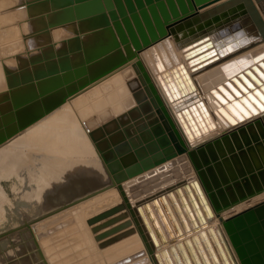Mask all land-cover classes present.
<instances>
[{"label":"bare ground","instance_id":"1","mask_svg":"<svg viewBox=\"0 0 264 264\" xmlns=\"http://www.w3.org/2000/svg\"><path fill=\"white\" fill-rule=\"evenodd\" d=\"M231 1L220 0L199 10L203 13L221 4L226 7L214 18L198 16L174 27L169 36L144 49L137 59L186 149L218 140L207 147L208 154L219 160L217 176L224 182L239 177L244 180L241 186L227 193V198H222L223 203L236 202L216 214L186 155L108 187L109 177L86 129L94 128L111 115L124 114L135 103V94L141 90L144 94L142 87L139 92L134 90L138 87L134 81L137 76L131 62L0 145V234L16 230L0 239V248H4L0 264H62L63 258L70 262L74 252H77L74 258L89 255L92 264H157L153 253L162 250L161 244H165V249L173 247L171 257L167 252L170 264H223L217 245L227 264H239L223 221L264 198V170L248 175L252 169L264 167V111L261 110L264 108V0H242L235 5ZM25 3L27 6L18 12L15 5ZM13 7L24 18L19 23L23 31L20 33L26 37L37 34L38 47L32 53L38 62L34 66L31 62L30 66L39 67L33 68V75L30 67L29 70L25 67L30 71L25 75L21 70L23 65L18 69L24 74L16 73L18 77L23 74V79L19 78L21 86L18 85L21 89L15 85L22 91L16 90L22 97L40 90L43 75L60 72L67 66L75 67L91 57L90 50L104 49L108 44L102 18L70 23L69 10H52L46 0H14ZM10 30L16 36L17 27ZM23 43L32 46L28 41V45L26 41ZM199 51L204 52L193 56ZM203 55L207 56L191 65ZM6 67L14 70L9 65ZM2 69L0 72H4ZM239 73L241 78L237 77ZM233 76L235 84L229 82L221 89V93L233 98L226 108L214 97L223 101L218 91L210 93V90ZM166 82L172 86L168 87ZM169 88L182 100L174 101ZM2 94L0 99L6 96ZM9 96L8 100L0 101L9 103ZM198 101L203 102L208 117L199 106L178 115L181 109ZM3 105L0 104L2 112ZM209 120L213 123L211 128ZM190 123L197 134L192 132ZM240 128L245 130L238 132ZM234 131L238 133L225 136ZM241 145H245L243 153ZM210 177L216 185L215 175ZM7 181L11 182L9 195L2 186ZM193 181H197V187H193ZM149 213L157 223L155 229L150 225ZM41 216L44 217L35 220ZM188 220L196 225L191 227ZM194 228L198 231L194 232ZM139 231L147 238L152 254ZM156 232L165 242H159Z\"/></svg>","mask_w":264,"mask_h":264},{"label":"water","instance_id":"2","mask_svg":"<svg viewBox=\"0 0 264 264\" xmlns=\"http://www.w3.org/2000/svg\"><path fill=\"white\" fill-rule=\"evenodd\" d=\"M218 1L220 0H46L53 7L52 10H69L72 13L68 19L70 23L102 18V22H105L104 28L108 33V40L105 43L108 44L104 49L90 50L91 57L88 60L84 59L75 67L67 66L61 69L60 72L50 73L47 76L43 75L38 92H31L23 98L20 97L21 100L17 99L16 104L13 103V100L10 101L9 107H7V104L3 105L6 108L3 112L0 111V145L92 84L117 69L134 62L131 66L137 76V80L134 79V81L138 86L134 90L139 92L140 87H142L144 94L141 92L142 90L141 93H136L135 103L124 114L111 115L94 128L86 129L92 148L109 177L108 187L119 185L129 178L151 170L176 157L186 155L214 212L219 214L228 209L236 201L223 203L222 198H227V193L232 192L235 187L241 186L240 182L243 183L244 180L241 181V177H239L230 182H224L217 176L216 164L219 160L208 154L207 147L218 140H213L207 146L199 145L190 150L186 149L185 144L168 118L154 86L150 83L140 61L137 59L138 54L144 49L169 36L171 29L174 27L185 24L198 16L208 15L204 19L216 17L221 10L226 9L224 5L210 8L203 13L198 11ZM241 2L242 0H233L232 3L235 5ZM105 19H108V22ZM202 52L204 51L196 52L193 56ZM205 56L207 55L200 56L191 65L198 64ZM204 65H207V63ZM165 75L167 76V74ZM241 76L242 73L237 74L238 78H241ZM229 82L235 84L236 77H230L223 84H219L216 89L210 90V93H213L214 90L218 91L217 95L223 101L218 96L214 97L224 107L229 105L233 99L221 93L223 86H227ZM166 84L168 87L172 86L169 82H166ZM169 89L174 101L182 100L173 93L171 88ZM181 96L184 97V95ZM236 96H239V94H236ZM202 103V101H198L195 105L192 104L188 108H183L178 112V115L186 114L188 109L199 106L202 107L205 117H208ZM208 122L211 123L210 128L213 127L212 121L209 120ZM189 125L193 127L191 123ZM184 127L186 129V125ZM191 130L197 134L195 127ZM242 130L245 129L240 128L237 131ZM237 131L225 136L236 134ZM186 133L189 134L188 130H186ZM241 146L243 149L241 151L245 152V145ZM258 170L262 171L264 167L260 166L259 169H252L248 175H252ZM213 174L217 179L216 185L210 177ZM197 181L191 182L193 187H197ZM261 193L263 192L259 194ZM202 197L205 199L203 192ZM195 198L197 199V196ZM155 201L156 199L153 200V203ZM147 205L148 203L145 204V206ZM180 205L182 206V204ZM190 207L193 211V206ZM205 211L209 214L207 207H205ZM168 213L170 214V210ZM182 213L186 214L184 208H182ZM174 214L177 218L178 214L175 210ZM149 215L150 225L155 229L157 227V223L154 221L155 218L151 213ZM44 216L35 220H39ZM178 220L180 219L178 218ZM188 223L191 227L196 225L189 220ZM204 226L206 225L204 224ZM223 228L239 264H264V200L249 205L224 219ZM14 231L16 230L13 229L0 234V239ZM196 231L198 230L194 228V232ZM148 233L150 239L156 245L150 231ZM139 234L149 253L152 254V251L148 248L147 238L141 231H139ZM156 234L160 243L165 242L161 235V238H159L157 232ZM161 245L162 250L154 252L153 257L157 264H170L167 252L171 257L172 252L170 253V249L173 250V247L165 249V244ZM193 246L197 250L195 244ZM157 248L160 249L158 246ZM217 248L223 264H227L219 245H217ZM223 248L228 258H230L226 247L223 246ZM197 251L198 254L199 250ZM191 252L193 255L194 252L192 250ZM159 257L162 258V262ZM193 257L195 258L194 255Z\"/></svg>","mask_w":264,"mask_h":264},{"label":"rangeland","instance_id":"3","mask_svg":"<svg viewBox=\"0 0 264 264\" xmlns=\"http://www.w3.org/2000/svg\"><path fill=\"white\" fill-rule=\"evenodd\" d=\"M29 3V2H28ZM28 3H25L26 5H22V6H20V4H17V5H15V8H16V10L18 11V12H20V10H21V7H26L27 6V4ZM14 0H0V64L3 66H6V65H9V66H11L12 67V69L14 68V70H8V68H7V70L9 71H7L6 70V68H4V66L2 67V68H4V69H2L1 68V65H0V69H2L1 71H4V72H0V74H1V78L0 79H2V78H5L6 76L8 77V78H10V80H11V78L13 77V79L10 81V80H8V78L6 77V79H4V82L3 81H1L0 82V84L2 85L3 84V87L4 88H6V89H4L3 87H1V85H0V94L1 93H3V94H5L6 93V96L4 95V97L3 98H1L0 100H2V101H4L5 100V98H7L6 100H8V95H10L9 96V100L10 101H12V99L13 100H15L14 98H12L11 99V96H13V97H16V100L19 98V96L18 95H20V97H22L21 96V94L22 93H20V94H18L19 92H22V91H20L19 89H18V87L21 89V80L19 81V78L22 76V79H23V74L25 73V75H26V73H28L27 75H29V72H30V75H33L34 73H35V69L36 68H38L39 66V63H38V67H33L34 66V64H37V62H38V60H36V57H34V53H32V49L34 50L35 49V46L36 47H38L37 45V43H35L36 42V40H35V36H36V39H37V34L34 32H32L33 34H30L29 36H25V35H23V33L21 34L20 32H23L22 30H21V28L19 27V23H20V21H22V18H21V15H19L18 14V12L14 9ZM24 19V18H23ZM26 19V18H25ZM30 22H32V20H29ZM15 22V23H14ZM14 23V24H13ZM18 24V25H17ZM13 26V27H12ZM9 27V28H8ZM14 27H17V30H16V32H17V34H16V36H15V33H14V31H12L11 32V30H10V28H14ZM18 28H20L19 30H18ZM31 28V27H30ZM33 28V27H32ZM35 28V27H34ZM8 30L10 31V34L8 33ZM21 30V31H20ZM21 35H20V34ZM11 34H13V36L11 35ZM24 34H26V33H24ZM36 34V35H35ZM9 36V37H8ZM10 36H12V37H10ZM21 36H22V38H21ZM26 38V40H24V37ZM32 36V37H31ZM30 38H33V39H31V40H28V39H30ZM23 40V41H22ZM33 40V41H32ZM35 40V41H34ZM26 41V44H27V41H28V43L30 42V44L32 45V46H30V48H29V46H26V45H24L25 43H23V42H25ZM23 43V44H22ZM34 45H33V44ZM25 47H24V46ZM28 45V44H27ZM34 46V47H33ZM23 48H26V50L25 49H23ZM29 48V49H28ZM25 50V52H23ZM28 50H30V51H28ZM27 52V53H26ZM33 52H35V51H33ZM31 54L30 56H29V54ZM24 55H27V56H24ZM33 55V56H32ZM30 58H29V57ZM25 57V58H24ZM31 57H32V59H31ZM27 58V59H26ZM33 58H35V60L33 59ZM8 59V61H5V60H7ZM10 59V60H9ZM30 59L32 60V61H30ZM34 60V61H33ZM3 61H5V64H6V62H10V61H12L11 62V64L10 63H7L6 65L4 64V62ZM26 61V62H25ZM36 61V62H35ZM2 62V63H1ZM31 62H32V64H33V66L31 67L30 65H32L31 64ZM35 62V63H34ZM22 63H25V64H22ZM27 64H29V66L27 65ZM16 65V66H15ZM23 65V66H22ZM19 66L21 67H24V68H22L21 67V70L23 69L24 70V73L22 72V71H20L18 68H19ZM29 70V67H30V69H32V70H30V71H28V70H26V68ZM33 68H35V69H33ZM17 70H19V71H17ZM25 70H26V72H25ZM37 70V69H36ZM13 71H14V73H13ZM28 71V72H27ZM18 72V74H20V72H22L21 73V76L20 77H18V76H16V73ZM34 72V73H33ZM5 73H6V75H5ZM7 73L9 74V76L7 75ZM12 73H13V75H12ZM32 73V74H31ZM4 76H3V75ZM10 74H11V76L12 77H10ZM14 74H15V76H14ZM17 77H18V79H17ZM15 78V79H14ZM33 78V77H32ZM21 79V78H20ZM10 82V85H9V83H8V81ZM16 82H15V81ZM33 80V79H32ZM7 81V82H6ZM23 81V80H22ZM14 82V84H12ZM17 82L19 83V84H17ZM33 82V81H32ZM6 85H5V84ZM10 87H9V86ZM12 85V86H11ZM14 85V86H13ZM15 85H20V86H18V87H16L15 88ZM9 88H8V87ZM2 88H3V90H2ZM14 88V89H13ZM11 89V90H10ZM13 90V91H12ZM15 90V91H14ZM16 90H19V92L18 91H16ZM2 91V92H1ZM7 91H9V92H7ZM12 93H11V92ZM13 92H16V93H13ZM18 92V93H17ZM3 94L1 95V96H3ZM13 94V95H12ZM16 94H18V95H16ZM15 95V96H14ZM18 97V98H17ZM23 98V97H22ZM21 99V98H20ZM20 99H18V100H20ZM17 100V101H18ZM2 101H0V104H8L7 105V107L8 106H10L9 105V101H7V102H9V103H6V101L3 103ZM13 103H14V101H13ZM14 104H16V102L14 103ZM4 108H6V107H4ZM243 153V152H242ZM2 186H3V188H4V190H6L7 191V194L9 195L10 194V186H11V182L10 181H7L5 184H4V182H3V184H2ZM264 196V195H263ZM264 200V198L261 200V201H263ZM258 203V202H257ZM254 204H256V203H254ZM97 237H98V235H97ZM4 248H0V255H1V253H3V250ZM74 256H75V254H77V252H74V253H72ZM72 256V255H71ZM74 256L72 257V260L70 261V262H65L64 260L66 259V258H63L61 261H63L64 263H70V264H74V262H78V260H79V264H82V263H84V262H87L88 261V263L89 264H92V262H90V260H89V255H85L84 257H78V258H74ZM78 255H76V257H77ZM88 256V257H87ZM87 257V258H86ZM83 258V261L81 260ZM86 258V259H85ZM75 259V260H74ZM82 262H81V261ZM58 261L59 260H57V263H58ZM60 262V261H59ZM63 262H61L62 264H64ZM75 263V264H76ZM77 263V264H78ZM60 264V263H59ZM84 264H87V263H84Z\"/></svg>","mask_w":264,"mask_h":264},{"label":"snow or ice","instance_id":"4","mask_svg":"<svg viewBox=\"0 0 264 264\" xmlns=\"http://www.w3.org/2000/svg\"><path fill=\"white\" fill-rule=\"evenodd\" d=\"M261 110L264 111V108H262Z\"/></svg>","mask_w":264,"mask_h":264},{"label":"crops","instance_id":"5","mask_svg":"<svg viewBox=\"0 0 264 264\" xmlns=\"http://www.w3.org/2000/svg\"><path fill=\"white\" fill-rule=\"evenodd\" d=\"M177 205H178V201H177Z\"/></svg>","mask_w":264,"mask_h":264}]
</instances>
